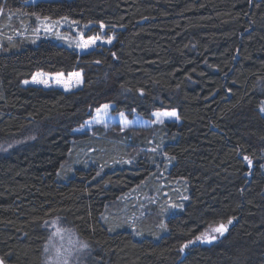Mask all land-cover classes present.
I'll return each instance as SVG.
<instances>
[{"label":"trees","instance_id":"16d2710c","mask_svg":"<svg viewBox=\"0 0 264 264\" xmlns=\"http://www.w3.org/2000/svg\"><path fill=\"white\" fill-rule=\"evenodd\" d=\"M31 1L0 0V25L12 14L0 26V144L18 142L0 151L2 262L43 264L59 218L86 243L84 264H264V0ZM32 15L90 25L87 37L103 24L114 39L83 52L31 44L11 26ZM39 71L82 83L24 84ZM104 103L180 122L77 133ZM159 170L188 198L166 233L163 216L134 231L120 198ZM211 227V242L197 239Z\"/></svg>","mask_w":264,"mask_h":264},{"label":"rangeland","instance_id":"374dc122","mask_svg":"<svg viewBox=\"0 0 264 264\" xmlns=\"http://www.w3.org/2000/svg\"><path fill=\"white\" fill-rule=\"evenodd\" d=\"M37 0H32L31 2H35ZM3 14V9L0 7V15ZM18 16V14H15ZM12 14L9 16H5L6 20H11ZM6 20L4 21L2 30L4 31L7 28ZM21 22H16L11 26L13 28L14 34L20 37H28L31 44H37L41 39L42 40H51L54 43L59 45L73 48L76 51L83 52L87 49H91L97 43L106 44L108 43L109 38H111V42L114 39V33L106 34L105 28H101V32L95 36H85L86 29L90 27V25H80L77 22L72 21L69 18H59V19H51L47 17H40L38 15H32L31 22L26 24H21ZM18 25L20 27L18 28ZM2 30L0 29V37ZM116 33V30L112 31ZM95 43H89L88 47H83L85 41H90L93 38H97ZM78 73L79 76H75L73 74ZM37 74H42L38 78L45 79L48 81L47 86L44 84H37L33 82V77L37 76ZM60 81L59 83L57 81ZM28 83L24 84H35L41 85L43 87H59L65 91L78 88L82 83V76L79 71L70 72V73H44V72H36L33 76L26 80ZM108 105L105 109L103 106ZM264 106V100L261 103V107ZM260 107V108H261ZM113 104L104 103L98 108H96L92 114V116L87 119L80 127L76 128L75 131L77 133H92L94 127L102 126L105 127L108 132L114 134L115 131H124L128 128L135 127H147L153 126L155 124H160L157 122V117L154 116V113H166L173 112L175 110H158L154 111L151 114V118L147 119L136 112H133L132 115H127L125 112H112ZM99 110V112L97 111ZM176 112V111H175ZM177 113V112H176ZM262 113V112H261ZM264 115V113H262ZM178 116V115H177ZM163 122H175L179 123L180 120L176 117L163 116L161 117ZM138 132H136L137 134ZM17 141H9L6 143L0 144V151H7L15 144ZM161 159H168L165 155L160 154ZM165 161V160H164ZM163 164L167 166L169 165L167 162ZM169 161V160H168ZM264 170V165H263ZM165 176L163 175V171L159 170V175L155 178V184L143 183L140 186H136L126 192L121 198V206L119 205V214L122 215V219L125 218L127 222L130 224V227L134 231H138L136 226L137 222L142 218L146 222L157 223L160 221V216H163L162 224L164 227H161L163 231L161 234L167 232L168 228L166 225L165 219L170 215H173L176 211H180L184 207V202L187 200L188 196L186 194V190L180 185L178 181H171L170 179L166 181ZM146 184V185H145ZM176 198L177 201H173V198ZM152 206L156 207L157 211L152 212ZM112 212L113 210H109ZM159 211V213H158ZM162 212V215H161ZM129 213V214H128ZM128 214V215H127ZM160 225V226H161ZM46 227L49 230V236L44 245V256H43V264H84L85 257L88 255V247L85 242H83L76 232L68 226L62 219L54 218L49 220L46 223ZM212 228H208L203 232L199 237L200 241H205L207 238H211L210 234L212 232ZM214 232V231H213ZM137 237L138 234L134 232ZM219 233V232H217ZM160 234V235H161ZM86 245V247H85Z\"/></svg>","mask_w":264,"mask_h":264},{"label":"snow or ice","instance_id":"6c2138e0","mask_svg":"<svg viewBox=\"0 0 264 264\" xmlns=\"http://www.w3.org/2000/svg\"><path fill=\"white\" fill-rule=\"evenodd\" d=\"M101 28H103V24H101ZM96 39H98V37L97 38H93L90 41H85L82 46L86 48V47L89 46V43H95V40ZM108 43H111V38H109ZM40 75H42V74H37V76H34L33 77V82L34 83H37V84H44L45 86H47L48 81L45 80V79H39L38 77ZM73 75H75L77 77L79 76L78 73L73 74ZM57 82L59 83L60 81L58 80ZM25 83H28V81H25ZM103 107L106 109L108 107V105H104ZM97 111L99 112V110H97ZM260 111L262 113H264V106H262L260 108ZM153 115L157 117V122H159V123H163V120L161 119V117H163V116L176 117L177 119H179V117L177 116V113L175 111H173V112H166V113H154ZM244 159L248 161V164L249 165H251L252 161L247 156H245ZM228 223L231 224L232 221L229 220ZM161 227H164V225H161ZM225 230H226V226L225 225H221L219 228L216 229V231L220 232L221 235H223V232ZM197 239H201V237H197ZM212 239H214V237ZM85 247H86V245H85ZM184 247H187V245H185ZM0 264H3V262L0 261Z\"/></svg>","mask_w":264,"mask_h":264},{"label":"water","instance_id":"95a60500","mask_svg":"<svg viewBox=\"0 0 264 264\" xmlns=\"http://www.w3.org/2000/svg\"><path fill=\"white\" fill-rule=\"evenodd\" d=\"M213 239L212 238H207L205 241H203V242H206V243H209V242H211ZM0 261H2L1 259H0Z\"/></svg>","mask_w":264,"mask_h":264},{"label":"flooded vegetation","instance_id":"af4514ba","mask_svg":"<svg viewBox=\"0 0 264 264\" xmlns=\"http://www.w3.org/2000/svg\"><path fill=\"white\" fill-rule=\"evenodd\" d=\"M4 264V263H3Z\"/></svg>","mask_w":264,"mask_h":264}]
</instances>
